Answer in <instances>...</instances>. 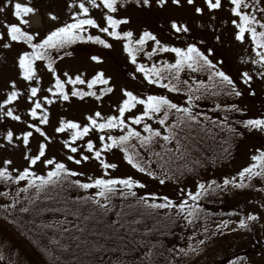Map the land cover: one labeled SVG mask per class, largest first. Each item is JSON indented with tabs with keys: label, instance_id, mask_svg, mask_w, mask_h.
<instances>
[{
	"label": "rangeland",
	"instance_id": "1",
	"mask_svg": "<svg viewBox=\"0 0 264 264\" xmlns=\"http://www.w3.org/2000/svg\"><path fill=\"white\" fill-rule=\"evenodd\" d=\"M218 3L223 6H209L206 0H159L151 6L130 5L127 8L121 3L119 14L131 16L130 27L139 31L150 29L162 42H157L147 52V57L138 55L137 59L144 63L143 71L133 77L137 66L127 60L122 41L108 37L95 27L89 28V33L101 35L112 46L76 42L62 50V57L53 59V63L62 79H66L65 73L90 78L94 70H103L113 88L105 85L99 99L78 91L77 95L85 98L72 97L67 102L55 100L46 105L50 122L36 126L30 122L33 118L27 108L31 101L24 92L28 86H38V96L50 95L47 88L53 86L54 77L47 69V62L39 58L34 61V80L29 82L20 77L17 55L30 48L26 42L12 40L30 39L22 28L33 33L34 38H42L54 26L70 21L71 12L78 9V4L71 0H0V33L10 34L7 44L0 43V179H6L2 186L12 185L13 188L63 169L93 195L98 193L100 183L116 178L138 185L149 195L156 193L159 188L149 183L152 178L144 168L154 166L155 156L162 154L167 146L175 149L163 142L171 134L169 127L184 117L175 113L183 107L182 99L206 89L211 94L202 93V101L217 97L216 101L221 105H235L229 108L242 116L237 123L239 136L233 140L236 152L232 157H226L225 163H215L199 177L195 174L193 180L174 188L183 193L190 186L194 190L200 181L215 178L219 182V188L214 184L216 195L220 199L227 195L224 205L231 210L210 222L217 239L203 246L191 244L185 249L182 261L183 264H264V252L253 250L250 243L253 238L246 234L251 228L249 222H252L257 239L264 243V164L260 171L258 169L259 173L252 168L244 173V179L236 177L243 187L225 185L222 181L223 177L231 178L239 169L252 163L251 155L264 146V78L257 77H264V67L258 66L260 61L254 66L246 59L249 56L256 59L250 34L246 33L247 39L243 42L234 39L231 20L238 17L230 12V0H218ZM251 3L259 7L256 0ZM197 7L205 10L198 12ZM241 10L251 11L243 6ZM104 11L101 7H93L89 15L102 24ZM50 12H55L59 19H53ZM249 15L264 20V11H252ZM247 20V17L242 18L241 27ZM257 28L259 30V26ZM148 35L145 32L144 38L148 39ZM216 36L220 39H215ZM151 44L148 41L145 50ZM208 49L213 51L206 56L204 53ZM95 53L103 55L104 61H90V55ZM221 57L224 63L220 62ZM245 69L248 75H243ZM210 74L229 78L230 86L223 91L220 89L223 84L214 83ZM99 79L97 75L91 83L95 84ZM12 80L21 92L15 101L3 105ZM71 87V84L67 85L68 90ZM76 87L86 90L85 84L78 83ZM95 87L98 89L101 85ZM57 90L63 91L59 83ZM88 93L96 94L91 87ZM15 94L11 93L9 99ZM9 107L11 109L7 111ZM95 109L104 115L94 114L91 119H86V115ZM31 115L37 113L33 110ZM41 115L48 118L47 112ZM69 121H79L80 125ZM58 122L59 129H56L54 126H58ZM229 129L233 130V126L229 125L224 131ZM203 187L211 191L213 188L205 183L200 185L199 191ZM250 187L258 193H252V189L248 190ZM257 197H260L259 201ZM254 213L259 215H252ZM239 220L243 223H237Z\"/></svg>",
	"mask_w": 264,
	"mask_h": 264
},
{
	"label": "trees",
	"instance_id": "2",
	"mask_svg": "<svg viewBox=\"0 0 264 264\" xmlns=\"http://www.w3.org/2000/svg\"><path fill=\"white\" fill-rule=\"evenodd\" d=\"M52 55L55 59V52ZM211 80L222 83L223 91L230 86L227 77L212 74ZM202 93L211 94L197 90L183 98V107L175 112L184 117L169 127L171 134L163 142L175 149L167 146L155 156L158 168H144L152 178L149 183L159 188L156 196L121 178L100 183L93 195L63 169L13 188L3 187L6 179H0V264L9 260L12 264H183V253L191 244L203 246L217 239L210 222L229 214L231 209L224 205L227 195L220 199L216 191L206 193L203 187L198 197L188 199L174 188L215 163H225L236 152L233 140L239 136L237 123L242 116L217 102V97L202 101ZM229 125L233 130L224 131ZM182 200H187L183 213L172 206ZM189 208L196 209L191 219ZM249 223L246 234L253 238L251 248L264 252L254 223Z\"/></svg>",
	"mask_w": 264,
	"mask_h": 264
},
{
	"label": "snow or ice",
	"instance_id": "3",
	"mask_svg": "<svg viewBox=\"0 0 264 264\" xmlns=\"http://www.w3.org/2000/svg\"><path fill=\"white\" fill-rule=\"evenodd\" d=\"M73 4H78V9L73 10L71 12L72 19L68 22H63L57 26H54L51 30L47 31L46 34L42 36V38L36 39L34 38L33 33L26 31L22 28V31L25 32V35L30 39H13V42H26L30 50H23L18 53V68H19V76L22 77L25 81H33L34 75L36 73V68L34 67V61L38 58L42 61H46L47 69L50 70L51 76L54 77L53 86L47 88V92L50 95L38 96V86H28L24 94L27 97L28 101H31V105L27 108L28 113H30V117L33 120L30 122L35 123L36 126H39L41 123L47 124L50 122L49 120V108L46 105H51L55 100L69 101L72 97H80L85 98L84 95H77V92H84L90 95L93 98L99 99V93L103 91L105 85L109 86V77H107L103 70H94V74L91 75L90 78L83 77L80 74L75 76L68 75L65 73L66 79H62L61 75L57 73V68L53 63V55L55 52V57L60 58L63 55L62 50L66 49V47L73 45L76 42H96L99 45H104L107 47H111L108 39H104L101 35H94L89 33L88 29L91 27H95L99 29V32L107 34L108 37L115 38L117 40L122 41V51L126 53V58L131 64L137 66L135 71L132 73V76L135 77L137 72H142L144 65L143 62H140L137 57L139 54H143V56L147 57V52L152 50V47L159 41V38L154 32L150 29L145 28L142 31L136 30L130 27L132 23V18L129 15H120V4L123 3L124 7L127 8L130 5H135L139 7L151 6L152 3H158L159 0H71ZM206 3L209 6H223L218 3V0H206ZM256 4L252 5L251 0H247L245 3L244 0H230V12L238 19H232L231 23L234 26V39L236 41L243 42L247 39L246 33L250 34L251 46L255 52L256 59H252L250 56L246 57L249 63L254 66H257V61H260L259 67H264V20L257 19V17H252L249 15L252 11H264V3H260V0H256ZM29 7V5H26ZM242 6L244 8H250L251 11H242ZM93 7H101L105 11L103 13L102 24L98 23L97 19L93 18L89 15L91 8ZM31 8V7H30ZM211 9V7H209ZM205 9L197 7L198 12H203ZM212 10V9H211ZM49 15L53 19H59L55 12H50ZM243 17H247L248 20L241 27V21ZM19 23V20L17 21ZM174 23V22H173ZM8 22L5 21V25L7 26ZM122 25H129L128 28H123ZM88 26V27H85ZM259 26V30L257 28ZM147 32L148 39L144 38V34ZM10 39V34L7 32L0 33V43H6ZM215 39L219 40L220 37L216 36ZM148 41H151L152 44L150 48L145 50V46ZM10 46V45H9ZM198 51L203 52L202 49H199L198 45H194ZM212 49H208L204 55H209L212 53ZM175 55V54H174ZM24 57V59H21ZM90 61L100 63L104 61V56L95 53L90 55ZM211 62V61H210ZM220 62L224 63V59L221 57ZM55 70V71H54ZM99 77L101 79L97 80L95 84H92L91 81L95 79V77ZM243 75H248V70L245 69L243 71ZM258 78H264L261 76H257ZM252 77L249 76V79ZM58 83L63 86V91H58ZM85 84L86 90L84 88L76 87L77 84ZM12 85L11 90L7 92L6 99L2 101L3 105H9V102L15 101L18 97V93L21 92V89L16 87V81H10ZM71 84L72 87L68 90L67 85ZM96 85H101L98 89L95 87ZM91 87L95 95L89 94L88 89ZM110 88H113L109 86ZM251 91V89H250ZM15 92V96L12 99H9L11 93ZM43 101V103L41 102ZM231 107H236L232 105ZM11 107L7 109L10 110ZM35 111L37 115H31L32 111ZM242 111V109H239ZM47 112L48 118L44 119L41 115L42 113ZM94 114H99L103 116L104 114L99 112V109H95L94 112L86 115V119H91ZM191 119L195 120L196 117L192 116ZM259 119V118H252ZM69 123H75L80 125L79 121H69ZM245 126H248V121L244 122ZM56 129H59L58 126H54ZM259 130V128H257ZM66 131V130H61ZM45 135H47L45 130ZM177 146L179 147V141H177ZM162 163L166 162L163 157H161ZM252 163H248L246 166L242 167L238 170L237 173L232 175L231 178L225 176L222 178V181L225 185L233 184L237 187H243L237 180L236 177L239 176L241 179H244V173L249 169L255 168L257 173L260 171V167L264 164V146L258 147L255 150V154L251 155ZM259 169V171H258ZM258 177V175H257ZM254 179V177H253ZM207 183L209 188L212 187L213 184L217 185L219 188V182L215 180V178H210L209 181H200L193 190V187L190 186L187 190L181 193L182 197H186L188 199H192L199 196V189L201 184ZM217 188H212V191L215 192ZM259 189V185H257V190ZM206 193L208 189L204 190ZM223 191V189H221ZM152 196H156V193L150 194ZM165 199L172 200L170 197H166ZM187 203V200H182L179 202H173L172 206H175L180 209L181 213L184 211V205ZM145 204H149L148 201H145ZM152 206H156V201L151 202ZM160 207H166V205H159ZM199 203H197V207H199ZM235 213V210H233ZM196 209L189 208L188 219H191L193 215H195ZM252 215L258 216V213H254ZM237 223H243V220L237 221ZM222 234V233H221ZM2 258V257H0ZM8 264H12V261H8Z\"/></svg>",
	"mask_w": 264,
	"mask_h": 264
}]
</instances>
